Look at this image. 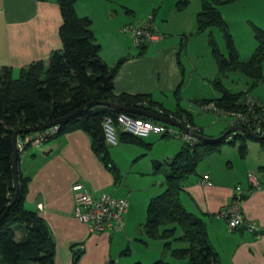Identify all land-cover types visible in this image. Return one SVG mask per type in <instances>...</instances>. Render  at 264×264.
Instances as JSON below:
<instances>
[{
  "label": "trees",
  "instance_id": "1",
  "mask_svg": "<svg viewBox=\"0 0 264 264\" xmlns=\"http://www.w3.org/2000/svg\"><path fill=\"white\" fill-rule=\"evenodd\" d=\"M75 1L56 0L62 17L58 28L61 47L52 50L47 60L39 58L31 61L20 67L17 76L13 75L11 66L0 65V215L6 210L0 219V264H56V239L38 210L25 206L29 176L23 175L19 169L18 192L15 200L8 206L16 191L12 162L14 130L59 119L57 131L43 143L65 132L76 129L85 131L90 138L92 151L117 183L121 179V172L111 156L102 123L105 116L115 117L120 112L127 111L117 110L102 103L107 100L167 115L185 125L190 124L193 130L207 136L203 139L194 135L193 142L185 139L182 147L170 160H153L152 172L164 173L165 189L150 197L142 228L149 237L163 239L164 248L170 250L171 255L179 260L173 262L158 258L150 264H221L220 253L212 243L206 220L188 209L182 193L186 180L197 171V165L205 155L221 150L226 142H238L239 153L244 157L248 152V141L253 138L238 130L219 137L227 129L219 136H213L198 126L193 112L180 100L183 81L173 91L176 97L174 107H168L164 102L154 99L150 92L115 93L113 78L121 64L131 55L143 54L148 46L147 42L138 44L135 54L120 56L113 64L107 63L100 55L101 44L93 32L92 18L88 15H78L75 11ZM235 1L237 0H201V8L197 14L198 30L210 29L209 41L219 66V74L214 83L221 94L216 97L198 98L196 101L199 105L215 101L220 108L227 111L249 112L253 119L254 114L264 108V103L260 101L254 109L256 112L252 113L247 102L250 89L264 81V28L254 25L258 45L248 58H242L228 22L219 8L221 4ZM213 26L223 30L228 54L221 51L211 30ZM181 67L183 70V64ZM236 70L251 78L248 90L234 91L224 83L223 76ZM74 110L78 111L65 117ZM127 113L147 117L143 114ZM242 119L245 120V117ZM234 125H241L250 130V127L239 119L230 127ZM23 134L24 132H21L19 136ZM160 135L167 138L172 134L165 132ZM230 135L232 137H229ZM117 140L145 148L151 146V142L144 136L133 135L119 128ZM259 141L264 143V139ZM19 158L20 153L18 160ZM81 183L89 188L84 182ZM122 228L109 231H119ZM176 241L180 244L175 245ZM77 244L71 243L69 246L73 263H76L83 253L81 249L74 251L73 247ZM127 249L128 246L120 253L127 252ZM108 263L117 264L112 256ZM123 264L145 263L135 260Z\"/></svg>",
  "mask_w": 264,
  "mask_h": 264
},
{
  "label": "crops",
  "instance_id": "2",
  "mask_svg": "<svg viewBox=\"0 0 264 264\" xmlns=\"http://www.w3.org/2000/svg\"><path fill=\"white\" fill-rule=\"evenodd\" d=\"M106 1L109 4L102 0L75 1L76 13L92 18L95 35V16L113 20L112 17L117 13L115 5L133 13L132 7L125 1ZM61 21L56 0H0V65L11 66L14 74L33 60H47L52 50L61 47L58 32ZM164 40L166 38L161 37L156 40L161 44L159 47L149 51L147 46L143 54L131 55L123 61L113 78L115 93L150 92L154 99L164 102L163 98L168 93H173L182 81L184 83L185 66L179 50L176 45L163 43ZM100 55L109 64L117 60L116 53L113 57H106L101 52ZM227 75L229 72L223 79ZM35 148L30 152L34 165H31L33 162L30 160H23L21 154L18 160V169L23 175L29 176L24 204L37 209L45 218L54 238H58L57 254L59 244L61 249H65L64 263L76 264L71 260L69 246L71 243H78L75 247L80 246L79 249L83 251L78 264H109L111 233L90 232L88 225L74 214L71 186L75 181L87 184L95 195L115 184L113 175L92 151L88 134L81 129L72 130L34 150ZM231 156L232 159H237ZM154 159L160 158H149L150 170ZM138 170H141L140 174L149 172L141 167ZM197 172L186 180L182 193L184 203L189 210L206 220L210 238L221 259L223 252H226V264H264V143L257 139L248 141V152L238 163L239 183L214 175L210 170L203 174ZM250 173L256 176L259 184L253 185L250 182ZM205 174H209L207 180L211 183L204 180ZM163 184L164 181H161L160 187ZM238 185L242 187L241 191L237 190ZM128 194H133L132 189H129ZM233 200L240 204L246 222L231 229L227 220L220 217L218 212ZM249 223L255 224L258 231H252Z\"/></svg>",
  "mask_w": 264,
  "mask_h": 264
},
{
  "label": "rangeland",
  "instance_id": "3",
  "mask_svg": "<svg viewBox=\"0 0 264 264\" xmlns=\"http://www.w3.org/2000/svg\"><path fill=\"white\" fill-rule=\"evenodd\" d=\"M102 1L109 4L106 0ZM122 1L127 2L129 7H132L133 13H128L120 5H115L117 13L112 17L113 20L109 21L104 17L95 16V36L102 44L101 54L106 57H113L116 53L115 59L123 55L135 54L138 51L136 42L129 31H122L121 28L124 24L130 23L129 21H132L134 25L145 24L148 22L149 17L153 16L152 24L157 27V34L162 38H166L163 43L177 46L180 58L185 66V80L180 99L182 104L193 112L194 120L207 133L219 136L224 130L230 128L235 118L233 115L203 110L196 101L198 98L216 97L221 94L214 83V79L219 72V66L209 41L210 29L198 30L197 14L201 8V0H187V2H185L186 0ZM219 8L228 22L241 57L247 58L258 45L254 25L264 28V0H237L221 4ZM211 30L221 51L228 54L223 30L218 26H213ZM147 45L149 51H151V49L159 47L161 44L149 40ZM13 75L17 76L18 72ZM223 81L235 91L248 90L251 84V78L240 70L230 71ZM249 96L255 97L264 103V81H260L258 85L251 88ZM163 99L168 107H174L176 104V97L171 92ZM144 137L151 142V146L148 148L118 140L116 144L107 142L111 156L119 166L121 179L103 190L113 193L115 196L118 195L117 197H124L128 202L124 212V228L119 231H109L112 235L111 256L117 260L115 262L117 264L131 263L135 260L150 264L158 258L173 262L179 261L171 255L170 250L164 248V240L149 237L144 232L142 224L146 218V207L150 197L165 189V184L160 187V182L164 181V173H153L150 170L149 158L157 157L161 160H170L182 147L185 139L175 134L167 138H160V134L152 132ZM51 140L54 141L55 138ZM49 141L43 144L46 145ZM33 148L27 147L21 153L23 160L33 162L31 165L35 164L30 153L33 152ZM238 151V142L236 144L226 142L221 150L205 155L198 163L197 171L203 174L205 171L210 170L214 175L239 183L237 182L239 177L237 169L242 157H240ZM231 155L237 159H232ZM139 167L145 171L148 169L149 172L140 174ZM129 189H132L133 192L131 196L128 194ZM55 239L58 240V238ZM179 244V242H175V245ZM126 246L129 249L121 254L120 252ZM63 251L65 252V249H61L59 244L58 254L57 252L55 254V259L58 258L56 264H67L64 263ZM226 255V252H223L221 264H226V258H228H225ZM76 264H78V261Z\"/></svg>",
  "mask_w": 264,
  "mask_h": 264
},
{
  "label": "built area",
  "instance_id": "4",
  "mask_svg": "<svg viewBox=\"0 0 264 264\" xmlns=\"http://www.w3.org/2000/svg\"><path fill=\"white\" fill-rule=\"evenodd\" d=\"M122 31H129L136 44L148 42L149 40H159L161 36L157 34L156 27L152 24V16L145 24L134 25L133 23H126L122 26ZM247 102L252 113L256 112L255 107L260 102L255 97L247 95ZM201 109L214 111L216 113L231 114L235 118L232 123H235L237 119L246 123L250 130L259 135H264V108L257 114L252 115L249 112H233L220 108L215 101L205 102L200 105ZM245 117V120L242 118ZM103 128L105 132V139L108 143H117V129L129 132L133 135L146 136L148 133L162 134L165 132L178 135L188 141L193 142L195 136L188 130L182 127L172 125L170 123L154 119L152 117L134 116L127 112H120L115 117L105 116L103 120ZM190 126V124H188ZM191 127V126H190ZM58 129V125L54 124L44 129L29 131L22 136H18L17 146L18 153H22L27 147H40L43 141L48 136L55 133ZM229 137H232L230 135ZM209 174H205L204 180H207ZM249 180L253 185L259 184L258 179L252 173L249 175ZM237 190H242V187L238 185ZM74 199V214L75 216L85 222L88 225L90 232H102L114 229L122 228L123 213L127 208V200L124 197H117L107 192H101L98 195H94L92 191L84 186L81 182H74L71 186ZM218 215L225 218L231 229H234L246 222V218L241 210L240 204L237 200H233L231 203L225 205ZM249 228L252 231H258V227L249 223Z\"/></svg>",
  "mask_w": 264,
  "mask_h": 264
},
{
  "label": "water",
  "instance_id": "5",
  "mask_svg": "<svg viewBox=\"0 0 264 264\" xmlns=\"http://www.w3.org/2000/svg\"><path fill=\"white\" fill-rule=\"evenodd\" d=\"M102 103L103 104H106L108 106H111V107H113V108H115L117 110H122V111H127V112H132V113L143 114V115H145L147 117H152V118L157 119V120H161V121H164V122L173 124V125H177L179 127L184 128L185 130H188L190 133H192L193 135H195L197 137H200V138H203V139L207 138V136L196 132L195 130H193L188 125H185L181 121L175 120L174 118L169 117L167 115H164V114H161V113H157V112H154V111H149V110H146V109H143V108H136V107L128 106V105H125V104H120V103H117V102L108 101V100L107 101H102ZM77 111L78 110H74V111L68 113L65 117H68V116L76 113ZM59 122H60L59 119H54V120H50V121H47L45 123H42V124H39V125H36V126H29V127L19 128V129L14 130V132L12 134V144H13V161L12 162H13L14 184H15L16 191H15L14 198L8 204V206L15 200L16 195H17V192H18V186H19V184H18V146H17V139H18L19 134L21 132L26 133V132H29V131H36V130L44 129V128L49 127L51 125L58 124ZM234 130L235 131L238 130V131L244 132V133H246L248 136H250L253 139H257V140L264 139V135H259L257 133H254V132L246 129L245 127H243L241 125H234V126L228 128L219 137H222L227 132L234 131ZM5 213H6V210H5V212H3L0 215V219L3 218V216L5 215ZM79 248H81V247L80 246H77V247L74 248V250L79 249Z\"/></svg>",
  "mask_w": 264,
  "mask_h": 264
}]
</instances>
